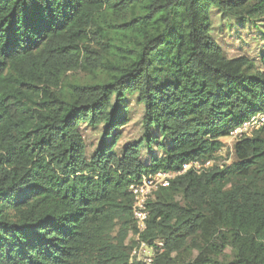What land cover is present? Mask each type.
<instances>
[{
    "label": "trees",
    "instance_id": "trees-1",
    "mask_svg": "<svg viewBox=\"0 0 264 264\" xmlns=\"http://www.w3.org/2000/svg\"><path fill=\"white\" fill-rule=\"evenodd\" d=\"M212 7L264 21V0H0V264H127L130 230L152 264H264V128L153 192L143 231L132 213L143 175L211 161L264 110V54L227 56ZM78 68L106 81L64 83ZM128 95L143 134L117 146ZM81 123L102 126L88 156Z\"/></svg>",
    "mask_w": 264,
    "mask_h": 264
},
{
    "label": "rangeland",
    "instance_id": "rangeland-1",
    "mask_svg": "<svg viewBox=\"0 0 264 264\" xmlns=\"http://www.w3.org/2000/svg\"><path fill=\"white\" fill-rule=\"evenodd\" d=\"M210 20V35L227 56H245L249 58L257 68L261 67L260 58L262 54H264V21H257L255 25L245 24L235 16L227 14L216 7H212ZM106 77L107 75L104 71L95 72L78 68L74 71L67 72L64 83L70 82L84 84L104 82L106 81ZM125 100L126 102L124 105L127 107L128 111V123L121 129L122 134L117 146H121L127 142L136 141L143 134L141 121L143 116L142 105L136 101V96L134 95L126 96ZM101 127L102 126L99 125H89L88 123H81L78 127L84 138L87 156L92 153L101 138ZM253 133V131L249 132L245 136L251 137ZM221 140L223 147L213 157L208 169L213 166L219 168L228 166L234 159L233 139L227 137ZM147 155L148 152L144 149L142 151V160H145ZM202 167L204 166L200 165V169H202ZM153 198L154 196L152 194L151 199ZM115 233L116 232L114 231L112 235H115ZM137 244V234L133 233L131 230L127 231L123 239V245L126 248L128 246V248L132 247L133 250L138 249ZM191 245L192 243L188 242L186 247L182 249L178 255L185 263H189L196 258L197 250L190 249ZM126 251L128 253L127 264H139L135 257L130 256L131 249H126ZM209 257L218 263L224 264L230 257V251L229 249H226L219 255L210 254Z\"/></svg>",
    "mask_w": 264,
    "mask_h": 264
},
{
    "label": "built area",
    "instance_id": "built-area-1",
    "mask_svg": "<svg viewBox=\"0 0 264 264\" xmlns=\"http://www.w3.org/2000/svg\"><path fill=\"white\" fill-rule=\"evenodd\" d=\"M264 128V110L256 112L244 119L238 127H236L229 135L233 141L244 137L247 133L254 130ZM211 161H206L203 166L208 167ZM200 164L197 161L184 164L182 168L177 171H157L154 174L143 175L141 180L131 188V194L133 197L132 213L136 221L138 231L145 229V220L147 217V201L152 197L153 192L160 187H167L170 181L177 175L183 174L186 171L193 169L199 173ZM203 168V167H202ZM160 243V242H159ZM160 245V244H159ZM138 249L131 247L130 256L135 257L139 264H152L155 256V250L153 246L148 245L144 241L138 240ZM163 250L162 248L160 249Z\"/></svg>",
    "mask_w": 264,
    "mask_h": 264
}]
</instances>
